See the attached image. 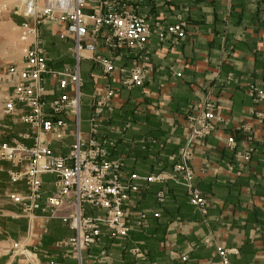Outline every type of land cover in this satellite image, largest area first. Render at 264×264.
<instances>
[{"label": "crops", "instance_id": "obj_1", "mask_svg": "<svg viewBox=\"0 0 264 264\" xmlns=\"http://www.w3.org/2000/svg\"><path fill=\"white\" fill-rule=\"evenodd\" d=\"M124 2L153 27L183 23L184 36L169 35L160 41L154 33L143 51L114 48L99 38L96 50L83 53L79 63V124L71 110L63 112L60 118L66 126L61 139L23 123L24 109L4 115L8 89H3L0 148L16 138L32 147L39 136L54 153L67 157L79 129L87 145L94 141L109 160L123 163L124 181L132 174L144 178L173 170L186 146L188 117L213 103L219 119L216 129L194 144L190 161L193 184L206 200L205 209L191 204L182 184L137 181L138 192L124 206L130 234L112 239L104 228L99 242L85 249L80 261L66 244L75 235L67 220L73 212L71 199L55 215L46 209L45 199L55 191L57 178L41 177L40 208L29 219L10 198L28 195L25 181L11 180V173L23 171L25 165L0 157V264H218V246L232 251L230 264H264V100H257L250 91L254 86L264 93V3ZM16 6L15 2L8 20L0 23V48H5L0 75L8 66L21 64L27 50L40 44L50 69L45 76L49 103L61 92L58 73L76 67L73 40L59 38L65 31L62 24H44L39 37H34L24 26L28 21V27H33L32 21ZM93 8L86 5L89 12ZM101 59L112 61L115 71L104 74ZM134 66L145 70V82L126 88L119 69L130 71ZM109 91L110 106L94 121L96 102ZM67 92L70 97L76 95L73 87ZM45 112L55 118L49 106ZM230 137L237 141L233 149L228 146ZM247 151L252 152L251 159L244 163ZM85 214L100 216L103 211L86 207ZM14 244L23 248L17 251Z\"/></svg>", "mask_w": 264, "mask_h": 264}, {"label": "built area", "instance_id": "obj_2", "mask_svg": "<svg viewBox=\"0 0 264 264\" xmlns=\"http://www.w3.org/2000/svg\"><path fill=\"white\" fill-rule=\"evenodd\" d=\"M257 1L264 3V0ZM87 4L93 5L91 12L86 9ZM18 10L32 21L33 27H28L27 23L24 26L34 37H39V28L49 23L64 25L65 31L59 38L73 40L76 67L66 68L58 73L57 85L61 92L49 103L45 99V76L50 73V69L40 44L36 43L27 50L21 64L8 66L0 75V91L8 89L2 113L12 115L19 109H24L25 112L21 115L23 123L40 131L42 135L51 134L55 139L64 136L66 122L60 118L63 112L71 110L77 118V126L79 124L82 84L79 63L83 53L91 54L96 50L99 38H103L114 48L125 46L143 51L154 33L160 41L169 35L182 38L185 34L183 23L167 27L157 24L153 27L145 18L129 11L124 0H19ZM100 65L104 74L109 75L115 71L113 62L108 59H101ZM119 72L121 84L126 88L142 86L146 79V72L140 66H134L130 71L122 68ZM70 87L76 92L74 97H70L67 92ZM250 91L257 100H264V93L256 87L251 86ZM111 96L112 92L109 91L97 100L94 121L110 106ZM47 106L55 118H48L45 112ZM217 121L219 119L215 114L214 104L207 103L202 111L188 117L186 146L180 151L179 160L171 172H160L144 178L132 174L126 181L123 180V163L109 160L105 149L94 141L87 145L79 129L67 157L54 153L44 138L39 136L35 138L32 147L25 146L16 138L11 143L1 145L0 157L25 165L23 171L11 173V180L14 183L25 181L28 195H12L10 198L20 206L22 214L33 219L42 199L41 177L46 174L54 175L57 178L55 191L46 197V209L51 215H55L65 201L71 199L73 212L67 220L75 235L66 244L72 247L75 257L81 261L82 252L99 242L104 228L112 239L126 238L130 234L132 229L124 206L130 201L131 195L138 192L139 187L135 183L137 181L148 184L172 181L182 184L188 191L191 204L205 209L206 200L193 184L194 175L190 161L194 144L210 136L216 129ZM236 145L237 141L230 137L228 146L233 149ZM251 154V151H247L242 156V161L248 163ZM159 196L162 201V195ZM86 207L101 210L103 214L86 215ZM1 215L0 211V217ZM144 218L145 215H141V220ZM14 248L18 251L23 245L14 244ZM231 252L218 246V264H230Z\"/></svg>", "mask_w": 264, "mask_h": 264}, {"label": "rangeland", "instance_id": "obj_3", "mask_svg": "<svg viewBox=\"0 0 264 264\" xmlns=\"http://www.w3.org/2000/svg\"><path fill=\"white\" fill-rule=\"evenodd\" d=\"M17 4L16 6V11H19L18 10V6H19V0H0V23L3 22L5 19L8 20V13L9 11L13 8V5ZM24 16V15H22ZM28 22V21H27ZM25 22V23H27ZM9 33V30L6 31L5 33V39L7 38V34ZM1 40V39H0ZM5 48L1 47L0 48V55L4 57V54H5V51H4ZM1 92V91H0ZM0 100H1V97H0Z\"/></svg>", "mask_w": 264, "mask_h": 264}]
</instances>
